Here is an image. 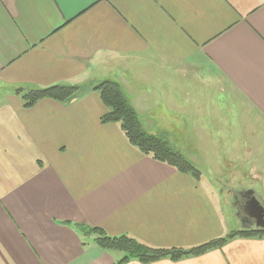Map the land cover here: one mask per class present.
I'll list each match as a JSON object with an SVG mask.
<instances>
[{"label": "crops", "instance_id": "0c3cea01", "mask_svg": "<svg viewBox=\"0 0 264 264\" xmlns=\"http://www.w3.org/2000/svg\"><path fill=\"white\" fill-rule=\"evenodd\" d=\"M106 79L150 134L173 120L169 145H189L182 154L198 178L100 123L107 109L91 87ZM204 83L212 95L198 94ZM52 85L81 90L29 108L14 92ZM222 94L241 109L240 142L233 132L224 149L211 122ZM202 166L234 172L206 177ZM242 190L264 205V0H0V264H114L121 253L99 248L84 226L196 246L248 230L228 205ZM123 264H264V235Z\"/></svg>", "mask_w": 264, "mask_h": 264}, {"label": "trees", "instance_id": "16d2710c", "mask_svg": "<svg viewBox=\"0 0 264 264\" xmlns=\"http://www.w3.org/2000/svg\"><path fill=\"white\" fill-rule=\"evenodd\" d=\"M81 88L74 85H52L38 89H14L25 108L33 106L37 101L49 98L60 103L68 102ZM98 93L106 107V112L99 117L102 124L118 123L128 142L141 153L156 161L172 166L177 171L198 178L200 171L180 152L173 149L161 136L148 133L140 118L126 97L122 87L116 81L106 79L91 87ZM85 234L91 235L92 241L105 251H119L121 257L114 264H123L130 259L141 263H150L163 258L178 260L187 256H197L209 250L221 248L228 240L236 237L261 236L264 232L250 230L232 231L225 236L211 239L207 242L182 247H152L126 234L108 235L98 227L84 226Z\"/></svg>", "mask_w": 264, "mask_h": 264}, {"label": "rangeland", "instance_id": "374dc122", "mask_svg": "<svg viewBox=\"0 0 264 264\" xmlns=\"http://www.w3.org/2000/svg\"><path fill=\"white\" fill-rule=\"evenodd\" d=\"M187 82L188 83H194V82H192V80L187 81ZM205 86H207V83H204L203 86L198 88V94L200 91H203L204 95H212L211 93H209L208 91L205 90V88H204ZM214 91H215V89H213V92ZM222 95H223L221 97L222 102L220 104H217V106H216V104L213 105L212 113L214 114V116H213L214 118L211 122H212V125L214 126V129L217 130L220 128V130L223 134L218 138V145H219V147L224 149L232 143V141L234 139V137H233L234 135L232 134L233 132L236 133L237 139L240 142L241 135L237 131V129L239 130L241 109H240V105L238 103H236L234 100L225 97L224 94H222ZM226 108H228V109H226ZM226 114H227V118H226ZM142 126H143V124H142ZM173 128H174L173 120L171 119V122L168 124V129L170 131L168 130L167 132H164V133L156 132V135L163 137L169 144H171L174 137H179L178 134L173 133V131H172ZM144 129H145V127H144ZM227 131L230 133L229 135H225L227 133ZM176 142H179L178 138L176 139ZM171 146H173V145L171 144ZM176 146L179 150H181L182 153H184L185 150L189 151V149H190L189 145H185L186 147H184L183 145L182 146L176 145ZM191 150H193V147H191ZM184 154H186V153H184ZM201 170L206 177H208V175H210L214 178V176L217 175L219 178H221V179L223 178V180H227L230 177L229 174H233V172H234V169H230V167L225 168V172L222 175H221V173H218L219 169H216V168L212 169L213 171H215V174L210 172V170H211L210 167L202 166ZM228 205H229V201H228Z\"/></svg>", "mask_w": 264, "mask_h": 264}, {"label": "flooded vegetation", "instance_id": "af4514ba", "mask_svg": "<svg viewBox=\"0 0 264 264\" xmlns=\"http://www.w3.org/2000/svg\"><path fill=\"white\" fill-rule=\"evenodd\" d=\"M246 191H233L230 195L229 206L233 208L234 212L240 216L248 230L255 232H264V224L258 226L253 219L247 218V216L242 212V209L245 205L244 203L248 196V193Z\"/></svg>", "mask_w": 264, "mask_h": 264}, {"label": "water", "instance_id": "95a60500", "mask_svg": "<svg viewBox=\"0 0 264 264\" xmlns=\"http://www.w3.org/2000/svg\"><path fill=\"white\" fill-rule=\"evenodd\" d=\"M248 193L245 205L242 209V212L249 219H253L258 226L264 224V205L262 202L252 194V191H246Z\"/></svg>", "mask_w": 264, "mask_h": 264}]
</instances>
